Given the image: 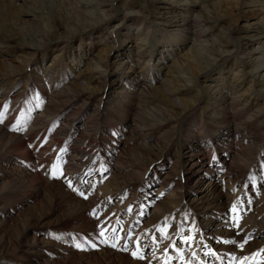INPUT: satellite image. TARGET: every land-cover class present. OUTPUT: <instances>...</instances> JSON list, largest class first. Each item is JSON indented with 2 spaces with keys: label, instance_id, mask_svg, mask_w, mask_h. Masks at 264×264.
<instances>
[{
  "label": "rangeland",
  "instance_id": "374dc122",
  "mask_svg": "<svg viewBox=\"0 0 264 264\" xmlns=\"http://www.w3.org/2000/svg\"><path fill=\"white\" fill-rule=\"evenodd\" d=\"M153 3L87 8L111 17L92 33L63 16L33 53L29 31L67 9L0 0V264H264V34L245 36L264 31V0ZM211 5L205 37L165 22ZM130 11L145 25L121 23ZM225 27L218 56L200 47ZM194 50L191 80L175 78Z\"/></svg>",
  "mask_w": 264,
  "mask_h": 264
},
{
  "label": "bare ground",
  "instance_id": "6f19581e",
  "mask_svg": "<svg viewBox=\"0 0 264 264\" xmlns=\"http://www.w3.org/2000/svg\"><path fill=\"white\" fill-rule=\"evenodd\" d=\"M22 2H25L26 0H21ZM59 3L62 4V7L65 6V8L67 9V12L64 11V9H62L61 11H58V13H54V20H53V29L54 31H51L50 33H44L40 30V33L38 32V30H33V31H29L28 36H26V41L23 42L21 45L22 46H26L28 48L32 49L33 53H37L40 52L41 48L45 47L47 44H51V43H57L60 37H58V35L55 34V31L59 28H61V23H60V19L61 17H67L70 18V22H72V27L78 31L79 33H92V31L94 29H97V27H99L100 25H105L109 22V20H111L110 14L105 12V10H103V13L101 15H99L98 20L97 21H84L81 20L82 19V15H88L87 14V8L90 7H100L102 5H104V3H106V0H57ZM115 0H110V6L113 4ZM161 1L163 0H154V4L157 3H161ZM24 4V3H23ZM157 9V8H155ZM163 9H169V11L167 13H172V6L168 5V6H164ZM223 9L222 7L218 9V7L216 5H211L210 7L208 6H204L202 8V12L200 14H198V16L196 17H192L191 15H182L180 18H178V20H176L175 18H170V19H166V24L169 25H174L176 26L177 22L180 24L181 27V32L184 39L187 37L186 33H190L191 37H195V36H200V37H205V35H207L210 31V29L214 26L215 23H217L219 17L217 14H219V12H221ZM38 11L39 10H35ZM205 12V13H204ZM19 16H25V15H33L34 13V9H19L18 12ZM135 13V14H133ZM90 16V15H88ZM74 17V19H72ZM176 17V16H174ZM120 22H124V21H129V26H133V28H140L142 27V25H145V21L143 20V18L139 17L137 15V12L135 11H130V12H124L122 13V16L120 17ZM174 23V24H172ZM193 24H196V29L192 31L191 27L193 26ZM179 27V28H180ZM257 30V28L255 29ZM148 32V29L143 28V36H146V33ZM231 33V28H224V31L222 32V35L219 38H206L205 42L201 43V48L202 49H208L209 51H213L216 53V55L218 56V54L220 53L218 52V49L215 48V44L216 42L225 45L228 41H224L225 39H229V35ZM49 34V36L47 37V35ZM264 34V31L262 29H258L257 32L253 35H245L247 37H259L258 35H262ZM105 36L102 37V40L104 41V43L109 42V40L111 39L110 35L105 34ZM131 36H129V34L125 35V38H130ZM264 37V35H263ZM142 40H144V37L141 38ZM223 40V41H221ZM184 41V40H182ZM247 41L243 42V45H247ZM193 44V43H192ZM194 46V44H193ZM166 47V45H165ZM164 47V48H165ZM112 46H108L107 50H111ZM194 48V47H193ZM191 48V50L193 49ZM195 49V48H194ZM254 48H251V50ZM258 52H261L262 57H264V38L261 42V46L259 48H257ZM194 54V55H193ZM143 55V54H141ZM194 57V58H193ZM260 58L256 65L254 66V70L257 69V67H260L263 63L264 60L263 58ZM140 58V56H139ZM218 58V57H216ZM198 59V57L195 54V50L193 51L192 55H186L185 59H177L176 62L172 65V69L173 72H175L174 77L178 78L180 80H191V76L192 74L195 72V70L198 68V61L196 60ZM215 59V58H213ZM94 63L96 64L97 62L94 61ZM219 65V64H218ZM96 68H98L99 66H95ZM202 69V70H201ZM200 71H198L197 73H203L204 68H201ZM141 86V85H140ZM69 87V86H68ZM141 90H145L146 92L148 91V88L142 87ZM62 91L64 92L65 89H62ZM158 92H163L164 94H170L169 90H166L165 87H162L157 90ZM172 91V90H171ZM174 92L176 91L175 89L173 90ZM150 93V92H149ZM144 93H142L143 95ZM152 94L150 97L147 98V100L149 102L154 101L155 97H159L157 96V93L152 92L150 93ZM137 96H140V94H138ZM143 98V97H140ZM146 101V100H145ZM234 102L233 99L229 100V104L231 105ZM226 105H223V108H225ZM231 114V113H230ZM229 114V115H230ZM232 115V114H231ZM230 115V116H231Z\"/></svg>",
  "mask_w": 264,
  "mask_h": 264
},
{
  "label": "snow or ice",
  "instance_id": "6c2138e0",
  "mask_svg": "<svg viewBox=\"0 0 264 264\" xmlns=\"http://www.w3.org/2000/svg\"><path fill=\"white\" fill-rule=\"evenodd\" d=\"M69 186H71V185H69ZM101 235H103V232L101 233ZM104 242L107 243L106 240H105ZM89 246L94 248V247H95V244H91V245H89ZM111 246H112V247H115L114 244L111 245ZM76 247H78V248H82V246L79 245V244H77ZM82 250H86V249H82ZM132 255H133L134 257H137V256H138V253L134 252ZM141 258H142V257H141Z\"/></svg>",
  "mask_w": 264,
  "mask_h": 264
}]
</instances>
